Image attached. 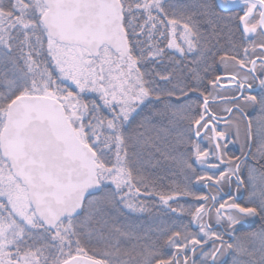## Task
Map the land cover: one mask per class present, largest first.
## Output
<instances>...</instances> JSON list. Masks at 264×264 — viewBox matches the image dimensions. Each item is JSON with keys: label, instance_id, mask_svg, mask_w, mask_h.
Segmentation results:
<instances>
[{"label": "snow or ice", "instance_id": "snow-or-ice-1", "mask_svg": "<svg viewBox=\"0 0 264 264\" xmlns=\"http://www.w3.org/2000/svg\"><path fill=\"white\" fill-rule=\"evenodd\" d=\"M0 264H264V0H0Z\"/></svg>", "mask_w": 264, "mask_h": 264}, {"label": "rangeland", "instance_id": "rangeland-1", "mask_svg": "<svg viewBox=\"0 0 264 264\" xmlns=\"http://www.w3.org/2000/svg\"><path fill=\"white\" fill-rule=\"evenodd\" d=\"M226 95H230L231 93H225ZM220 107H224V106H220ZM227 113H224V112H220L219 113V115H221V116H224V115H226ZM241 127H243V125L241 124ZM230 147V150L232 151V152H236V154H239V151H238V149H239V145L238 144H234V145H230L229 146Z\"/></svg>", "mask_w": 264, "mask_h": 264}, {"label": "water", "instance_id": "water-1", "mask_svg": "<svg viewBox=\"0 0 264 264\" xmlns=\"http://www.w3.org/2000/svg\"><path fill=\"white\" fill-rule=\"evenodd\" d=\"M227 116V114L226 115H224L223 117H226Z\"/></svg>", "mask_w": 264, "mask_h": 264}]
</instances>
